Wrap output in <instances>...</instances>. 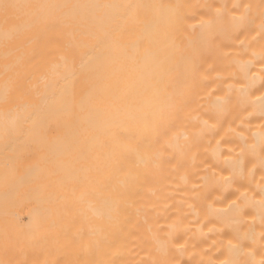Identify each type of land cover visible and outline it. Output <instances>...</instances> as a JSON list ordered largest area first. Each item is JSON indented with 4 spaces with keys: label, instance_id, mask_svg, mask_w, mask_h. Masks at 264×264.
<instances>
[{
    "label": "bare ground",
    "instance_id": "1",
    "mask_svg": "<svg viewBox=\"0 0 264 264\" xmlns=\"http://www.w3.org/2000/svg\"><path fill=\"white\" fill-rule=\"evenodd\" d=\"M0 264H264V0H0Z\"/></svg>",
    "mask_w": 264,
    "mask_h": 264
},
{
    "label": "snow or ice",
    "instance_id": "2",
    "mask_svg": "<svg viewBox=\"0 0 264 264\" xmlns=\"http://www.w3.org/2000/svg\"><path fill=\"white\" fill-rule=\"evenodd\" d=\"M5 7H7V5Z\"/></svg>",
    "mask_w": 264,
    "mask_h": 264
}]
</instances>
